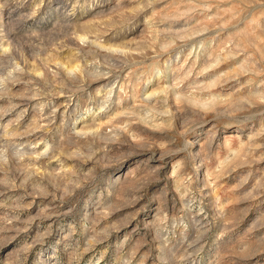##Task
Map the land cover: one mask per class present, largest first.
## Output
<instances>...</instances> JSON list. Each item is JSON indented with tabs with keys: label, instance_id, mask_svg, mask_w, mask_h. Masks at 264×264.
<instances>
[{
	"label": "rangeland",
	"instance_id": "rangeland-1",
	"mask_svg": "<svg viewBox=\"0 0 264 264\" xmlns=\"http://www.w3.org/2000/svg\"><path fill=\"white\" fill-rule=\"evenodd\" d=\"M0 264H264V0H0Z\"/></svg>",
	"mask_w": 264,
	"mask_h": 264
}]
</instances>
